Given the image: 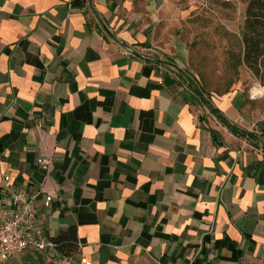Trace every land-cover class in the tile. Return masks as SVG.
Segmentation results:
<instances>
[{
    "label": "crops",
    "instance_id": "1",
    "mask_svg": "<svg viewBox=\"0 0 264 264\" xmlns=\"http://www.w3.org/2000/svg\"><path fill=\"white\" fill-rule=\"evenodd\" d=\"M176 2L0 0V195L93 264H264V95L209 109Z\"/></svg>",
    "mask_w": 264,
    "mask_h": 264
},
{
    "label": "rangeland",
    "instance_id": "2",
    "mask_svg": "<svg viewBox=\"0 0 264 264\" xmlns=\"http://www.w3.org/2000/svg\"><path fill=\"white\" fill-rule=\"evenodd\" d=\"M247 2L219 1L208 7L195 4L194 0L176 2L181 10L180 32L188 49V71L203 91L220 94L243 88L248 92L256 84L264 86V80L243 60ZM187 77L193 80L190 75ZM28 256L41 258L44 264H56L33 251L0 260V264H19Z\"/></svg>",
    "mask_w": 264,
    "mask_h": 264
},
{
    "label": "built area",
    "instance_id": "3",
    "mask_svg": "<svg viewBox=\"0 0 264 264\" xmlns=\"http://www.w3.org/2000/svg\"><path fill=\"white\" fill-rule=\"evenodd\" d=\"M233 3L237 0H196V4L208 7L212 2ZM170 69L179 74L180 69L170 64ZM263 89V90H262ZM250 96L255 98L264 95V86L254 85ZM37 162L48 170L52 159L48 155H40ZM6 186L0 195V260L6 261L16 255L28 251L38 252L56 264H93L92 260L81 254L64 255L55 239L47 234L45 224L38 217L37 192L27 186L14 187L10 182V174L5 175ZM54 198L47 192L44 205L51 206Z\"/></svg>",
    "mask_w": 264,
    "mask_h": 264
},
{
    "label": "trees",
    "instance_id": "4",
    "mask_svg": "<svg viewBox=\"0 0 264 264\" xmlns=\"http://www.w3.org/2000/svg\"><path fill=\"white\" fill-rule=\"evenodd\" d=\"M245 15L243 27V60L253 69L256 75L264 80V0H248ZM202 91V89H196V93L202 97V100L209 109L229 127H232L224 119L221 112L207 98H204ZM62 237L55 238V241L62 254L68 255L69 252L63 248L64 242ZM28 258H24L19 264H44V260L41 258H38V260H34L31 256H28Z\"/></svg>",
    "mask_w": 264,
    "mask_h": 264
}]
</instances>
